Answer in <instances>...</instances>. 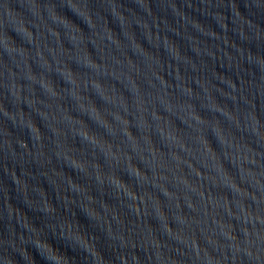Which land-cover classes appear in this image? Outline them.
Wrapping results in <instances>:
<instances>
[{
	"label": "water",
	"instance_id": "95a60500",
	"mask_svg": "<svg viewBox=\"0 0 264 264\" xmlns=\"http://www.w3.org/2000/svg\"><path fill=\"white\" fill-rule=\"evenodd\" d=\"M0 264H264V0H0Z\"/></svg>",
	"mask_w": 264,
	"mask_h": 264
}]
</instances>
